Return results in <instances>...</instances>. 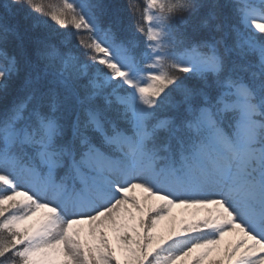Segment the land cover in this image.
Returning a JSON list of instances; mask_svg holds the SVG:
<instances>
[{"label":"snow or ice","instance_id":"snow-or-ice-1","mask_svg":"<svg viewBox=\"0 0 264 264\" xmlns=\"http://www.w3.org/2000/svg\"><path fill=\"white\" fill-rule=\"evenodd\" d=\"M0 264H264V0H0Z\"/></svg>","mask_w":264,"mask_h":264},{"label":"trees","instance_id":"trees-1","mask_svg":"<svg viewBox=\"0 0 264 264\" xmlns=\"http://www.w3.org/2000/svg\"><path fill=\"white\" fill-rule=\"evenodd\" d=\"M111 2H115V3H123V0H111ZM75 43V41L73 42ZM177 212H179L180 210L179 209H176Z\"/></svg>","mask_w":264,"mask_h":264}]
</instances>
